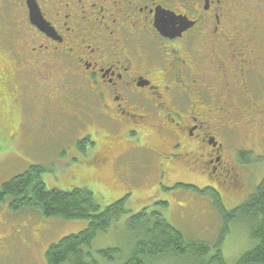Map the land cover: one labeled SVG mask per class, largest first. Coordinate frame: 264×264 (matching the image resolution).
<instances>
[{"label":"flooded vegetation","instance_id":"flooded-vegetation-1","mask_svg":"<svg viewBox=\"0 0 264 264\" xmlns=\"http://www.w3.org/2000/svg\"><path fill=\"white\" fill-rule=\"evenodd\" d=\"M0 8L20 38L0 48L14 58L2 72L21 87L49 86L50 99L68 105V79L83 87L93 122H108L132 153L140 135L142 150L159 157L158 179L178 164L220 194L249 184L238 168L264 146V0H0ZM153 134L168 153L149 144Z\"/></svg>","mask_w":264,"mask_h":264},{"label":"rangeland","instance_id":"rangeland-1","mask_svg":"<svg viewBox=\"0 0 264 264\" xmlns=\"http://www.w3.org/2000/svg\"><path fill=\"white\" fill-rule=\"evenodd\" d=\"M5 27H11L6 13L3 17L0 14L1 49L6 46L2 44L5 42L4 39H10L11 45L20 40L17 35H12L14 32L10 28L7 33L4 32ZM7 34L12 36L3 37ZM2 53L0 50V185L30 165H39L43 169L41 179L47 188L62 190L85 188L92 193L95 202L101 208L127 195L126 212L113 221L105 231H99L90 244L92 252L122 246L123 256L112 262L96 258L97 264L123 262L129 250V239L133 235L126 227V221L131 214L145 207L160 210L164 218L188 238L207 243H213L217 239L223 226V217L213 208L206 194L197 193L194 189L173 187L175 183L182 182L195 185L199 189L205 186L210 189L212 184L207 182L203 173L189 172L178 164L167 166L166 178L162 177L160 184L168 189L159 188L156 177L161 169L158 171L155 166L159 157L150 149L142 150L144 147L140 135L131 136L138 152H130L131 149L128 148L132 146L131 143L124 138L112 136L116 132L113 126L105 120L102 125L93 122L92 110L82 104L90 100L83 87L68 79L64 88L66 89L68 84L67 95L76 104H73V101H70V105L56 104L50 99L53 88L31 82H26V85L21 87L22 84L16 82L8 73L2 72L4 67L14 66L13 56L11 55V58ZM21 88L27 90L26 96ZM61 89L63 93L66 92L63 87ZM36 92L41 94L38 95ZM69 106L77 109V113H71ZM85 135H89L88 142L95 140L96 145L94 147L86 145L79 149L78 143ZM107 136L110 137L103 139ZM153 136L148 142L158 151L168 153L169 146L162 145L156 134ZM99 145L100 152L94 157L92 153L99 149ZM254 149L255 151L247 153L246 157L251 159L257 157V162H252L249 168H242L243 171L238 168L241 176L242 174L249 176V185L233 194L220 188L221 200L226 210L241 203L264 177V146H256ZM93 158L94 161H91ZM201 198L207 204L198 201ZM157 201H166L167 206L155 205ZM86 226L85 219L45 218L34 210L24 209L10 212L5 204H1L0 264H46L44 253L52 243H56L63 236L77 233ZM227 226L229 233L222 243V255L227 264H234L237 257L252 247L253 241L249 238L243 222L233 221ZM93 255L97 257L96 254ZM203 259V264L209 262L208 257ZM152 264H200V262L192 261L189 257L165 255Z\"/></svg>","mask_w":264,"mask_h":264},{"label":"trees","instance_id":"trees-1","mask_svg":"<svg viewBox=\"0 0 264 264\" xmlns=\"http://www.w3.org/2000/svg\"><path fill=\"white\" fill-rule=\"evenodd\" d=\"M4 41L2 44L11 45L10 39H4ZM87 144L88 139L85 138L78 143V147L83 149ZM243 155L246 154L243 153ZM91 161H94V158ZM166 167H163L164 170ZM42 170L39 165H30L23 172L3 182L0 185V205L5 204L10 212L20 209L34 210L45 218L87 220V226L84 229L63 236L46 249L45 263L97 264L96 258L108 262L120 259L123 256L122 246L92 252L90 244L99 231H105L113 221L126 212L127 195L101 208L95 202L92 193L85 188L70 190L47 188L40 176ZM156 178L159 188L167 190V187L160 184L162 177ZM173 187L194 189L197 193L206 194L213 208L223 217V226L217 239L213 243H207L188 238L171 225L160 210L145 207L131 214L126 221V227L133 235L129 239L128 253L121 264H152L153 261L165 255L189 257L200 264H203L204 257H208L212 264H227L222 255V243L229 233L227 224L233 221L243 222L249 238L253 241L252 247L237 257L234 264H264V177L241 203L230 210H226L223 205L221 194L217 190L209 189L208 186L199 189L195 185L177 182ZM198 201L207 204L203 198ZM154 204L161 207L167 206L166 201H157Z\"/></svg>","mask_w":264,"mask_h":264},{"label":"water","instance_id":"water-1","mask_svg":"<svg viewBox=\"0 0 264 264\" xmlns=\"http://www.w3.org/2000/svg\"><path fill=\"white\" fill-rule=\"evenodd\" d=\"M30 17L33 24H35L39 29L47 32V25L45 21L39 16V14L35 15L34 8L30 7Z\"/></svg>","mask_w":264,"mask_h":264}]
</instances>
